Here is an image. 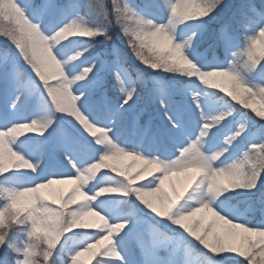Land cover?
I'll list each match as a JSON object with an SVG mask.
<instances>
[{
    "label": "snow or ice",
    "instance_id": "1",
    "mask_svg": "<svg viewBox=\"0 0 264 264\" xmlns=\"http://www.w3.org/2000/svg\"><path fill=\"white\" fill-rule=\"evenodd\" d=\"M224 4L0 0V36L18 50L0 64V264H81L84 253L95 264H191L197 248L207 264L264 260V220L219 203L264 197V0H239L221 19ZM58 121L75 130L61 128L55 145L70 169L42 172L29 134ZM49 184L62 198L41 191ZM141 217L179 245L137 248ZM74 230L86 231L69 247Z\"/></svg>",
    "mask_w": 264,
    "mask_h": 264
},
{
    "label": "rangeland",
    "instance_id": "2",
    "mask_svg": "<svg viewBox=\"0 0 264 264\" xmlns=\"http://www.w3.org/2000/svg\"><path fill=\"white\" fill-rule=\"evenodd\" d=\"M82 2L87 3V0H82ZM137 2H140V0H137ZM102 3L105 5H110L111 0H102ZM238 3L239 0H225L226 8H222L220 10L219 13L220 18L226 19V17L228 16L226 12L232 13V11L234 10L235 6ZM4 23L7 24L9 22L5 21ZM114 39H119V37H114ZM4 50H7L12 55H16L18 51L17 49H15L14 45H12L10 41H8L3 36H0V60H2L3 62L5 60ZM74 50L75 49L70 48L68 50V54L70 55L71 52ZM198 51L202 52L203 48L199 49ZM133 62L135 64L138 63L134 61V58H133ZM144 75L146 77H150L151 73L145 72ZM140 91L142 98L136 105L137 110L145 107L144 98L147 95L146 89L141 88ZM30 111H31V106L30 105L25 106L24 112L27 114ZM37 114L38 113H32V115H37ZM61 128H67L69 129V131H72L73 134H75V130L72 129L71 126L66 121H58L57 124L54 125L53 128H50L49 131L45 133L43 136L36 134H29L32 137L29 147L30 158L36 160L41 155L44 156L43 163L41 165L42 172L51 171L53 169L56 170L70 169V165L68 164L67 160L64 158L63 154L57 151L55 148V145L57 143V137ZM230 162L231 160L229 161V163ZM118 163L120 164L121 167L127 168L129 164H132V159L125 158L119 161ZM137 166H139V162L133 165V168L135 169ZM23 179L25 178L19 177L14 182L20 183L23 181ZM56 187L59 189H67L68 187H70V185H57ZM255 193L257 194L255 195ZM225 196L229 198L224 199V197H221L219 201L221 207H223V209L225 210L224 214H227L228 212H232L238 214L241 221L247 219L254 223H259L262 220H264V216L261 215V210L264 209V197H262V199L260 198L261 197L260 191H255L252 195L251 193H247V192H242L239 194L229 192L226 193ZM109 207H112V205H109ZM88 222L100 223L95 216L89 217ZM84 231L86 230H74L73 232L67 233L70 235V237L75 236L74 240L73 239L68 240V246L71 247L74 246L76 243H78L79 240L82 238ZM61 239H63V237ZM132 241L134 242L137 248H139L142 245L148 246L158 242L164 243L166 247L169 244H173V241L176 242V246L179 245L178 238L174 233L168 231L164 226L155 224L151 219L147 217H141L139 219L137 230L132 235ZM107 243L108 242L105 241V245ZM201 251L197 248L196 252H193L192 254H189L187 256L191 264H207V260L203 261V259H201V255H198V253ZM63 259H64L63 256L58 257L57 264L59 261H63ZM80 262L81 264H95V258L92 256L91 253H84L80 257Z\"/></svg>",
    "mask_w": 264,
    "mask_h": 264
},
{
    "label": "clouds",
    "instance_id": "3",
    "mask_svg": "<svg viewBox=\"0 0 264 264\" xmlns=\"http://www.w3.org/2000/svg\"><path fill=\"white\" fill-rule=\"evenodd\" d=\"M216 82L218 83H223L225 85H228L230 83V80L227 76H219L213 78ZM41 191L49 192L53 194L54 196H57L58 198H62V193L57 192V190L53 187V185H44L41 188ZM34 199L33 193H26L22 200L20 201L21 204L29 203ZM102 219V218H101ZM86 224V218L85 217H80L79 219L75 220L73 226H85ZM45 234L49 237L50 241L55 240V234L48 232L46 229L44 230ZM58 264H63V261H59Z\"/></svg>",
    "mask_w": 264,
    "mask_h": 264
},
{
    "label": "trees",
    "instance_id": "4",
    "mask_svg": "<svg viewBox=\"0 0 264 264\" xmlns=\"http://www.w3.org/2000/svg\"><path fill=\"white\" fill-rule=\"evenodd\" d=\"M226 4H224V6H223V8H226V6H225ZM227 14H228V16L226 17V19L227 18H229L230 16H231V13H228V12H226ZM225 13V14H226ZM224 14V15H225ZM3 63V61L2 60H0V64H2ZM241 63H242V61H241ZM134 66H139V67H142V66H140V65H138V63H134ZM253 193H251V195H252ZM257 193H255V195H256ZM67 236H69L70 237V235L69 234H67ZM199 249V248H198ZM200 251H201V249H199ZM203 258H205V256L204 255H201ZM257 259H258V262H259V264H264V260H262L259 256L257 257Z\"/></svg>",
    "mask_w": 264,
    "mask_h": 264
},
{
    "label": "bare ground",
    "instance_id": "5",
    "mask_svg": "<svg viewBox=\"0 0 264 264\" xmlns=\"http://www.w3.org/2000/svg\"><path fill=\"white\" fill-rule=\"evenodd\" d=\"M262 197V196H261ZM97 218V220L101 223L102 221H100V219H99V217H96ZM103 223V222H102Z\"/></svg>",
    "mask_w": 264,
    "mask_h": 264
}]
</instances>
